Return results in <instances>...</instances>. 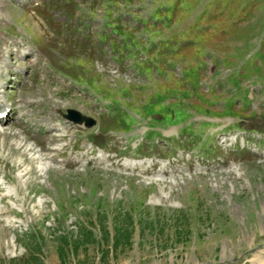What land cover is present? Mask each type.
<instances>
[{
  "label": "rangeland",
  "instance_id": "374dc122",
  "mask_svg": "<svg viewBox=\"0 0 264 264\" xmlns=\"http://www.w3.org/2000/svg\"><path fill=\"white\" fill-rule=\"evenodd\" d=\"M2 1L0 264H264V0Z\"/></svg>",
  "mask_w": 264,
  "mask_h": 264
},
{
  "label": "bare ground",
  "instance_id": "6f19581e",
  "mask_svg": "<svg viewBox=\"0 0 264 264\" xmlns=\"http://www.w3.org/2000/svg\"><path fill=\"white\" fill-rule=\"evenodd\" d=\"M1 4L3 5L4 4V2L2 1V0H0V9L2 8V6H1ZM2 14V13H1ZM6 40V39H5ZM21 41V40H20ZM14 44V43H13ZM3 48V47H2ZM2 48H1V50H2ZM5 52V51H4ZM20 53V52H19ZM6 56V55H5ZM19 57V56H18ZM4 60V58H2L0 61H3ZM18 68H21V67H19V66H17ZM14 73V72H13ZM4 74V73H3ZM10 94V93H9ZM2 96V95H1ZM4 96V95H3ZM10 98V97H9ZM12 98V97H11ZM5 100L6 99H1L0 98V111H2L3 110V108H5V107H7V105H6V103H5ZM11 101V100H10ZM29 101V100H28ZM24 104V103H23ZM23 107V106H22ZM25 110V109H24ZM25 113V112H24ZM43 120H44V118H43ZM42 120V121H43ZM41 121V122H42ZM45 122V121H44ZM9 123V122H8ZM47 127V126H46ZM65 128V127H64ZM3 129H7V128H3ZM66 130V129H65ZM6 131L4 130V131H2V130H0V133H2V134H4ZM52 132V131H51ZM16 133V132H15ZM64 133V132H63ZM6 135V134H5ZM18 135H20V133L18 134ZM68 135V134H67ZM54 143V142H53ZM52 144V143H51ZM51 148H54V147H52L51 146ZM51 152H52V149H49L48 150V153L49 154H51ZM56 152V151H55ZM54 152V153H55ZM48 158V157H47ZM53 159V158H52Z\"/></svg>",
  "mask_w": 264,
  "mask_h": 264
},
{
  "label": "water",
  "instance_id": "95a60500",
  "mask_svg": "<svg viewBox=\"0 0 264 264\" xmlns=\"http://www.w3.org/2000/svg\"><path fill=\"white\" fill-rule=\"evenodd\" d=\"M69 119H71L74 122H79L81 120V117L78 115V113H75L73 111H69V115L67 116ZM85 125H90L91 123H93V121L90 118H84Z\"/></svg>",
  "mask_w": 264,
  "mask_h": 264
},
{
  "label": "trees",
  "instance_id": "16d2710c",
  "mask_svg": "<svg viewBox=\"0 0 264 264\" xmlns=\"http://www.w3.org/2000/svg\"><path fill=\"white\" fill-rule=\"evenodd\" d=\"M117 237H118V235H114V237L111 239L112 240V242H111V245H115V243H116V241H117Z\"/></svg>",
  "mask_w": 264,
  "mask_h": 264
}]
</instances>
